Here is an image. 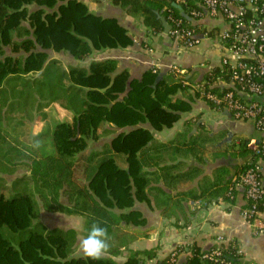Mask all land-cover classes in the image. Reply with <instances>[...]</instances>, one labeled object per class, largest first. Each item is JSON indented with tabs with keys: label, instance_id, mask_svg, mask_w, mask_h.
<instances>
[{
	"label": "trees",
	"instance_id": "1",
	"mask_svg": "<svg viewBox=\"0 0 264 264\" xmlns=\"http://www.w3.org/2000/svg\"><path fill=\"white\" fill-rule=\"evenodd\" d=\"M109 2L129 16L141 19L150 33L163 31L157 18L161 15L170 30L193 29L208 34L199 24H193L202 14H191L202 11L200 0ZM177 20L179 25L175 23ZM168 34L175 39V35ZM131 44L127 30L115 18L90 12L81 0H0V182L4 181L0 185V264H117L106 255L117 256L120 246L127 244L123 239L127 233L122 227L145 224V218L133 206L137 202L149 203L147 186L153 176L146 167L157 164L149 153L170 149L168 145L155 143L152 131L171 127L182 112L190 109L193 98L183 86L186 74L167 72L159 77L157 71L147 69L139 78H131L126 69L117 68L114 59L91 60L87 66L69 67L65 71L57 60L48 59L49 51H53L83 61L95 51ZM229 75L226 65L211 67L203 74L198 83L201 89L194 95L210 107L222 109V105L206 99L205 94L222 95L233 89L234 86L217 85L218 81L229 83ZM22 94L33 99L27 102L30 109L24 113L29 117L19 120L12 130L32 121L51 101L72 112L70 122L54 125L47 144L36 142L43 140L47 132L32 134L29 138L32 143L24 152L6 129L7 106L13 97ZM251 100L262 103L264 97L254 96ZM103 123L121 130L109 139L106 150H92L86 157L83 151L89 140L97 138ZM217 137L226 139L225 145L232 150L229 153L243 160L231 173L227 167L215 169L217 181L210 184L217 185L214 196L220 194L222 200L233 202L240 176L249 169L255 170L258 159L264 160V143L256 142L259 149L256 153L248 138L228 132H220ZM197 139L207 142L214 136L200 133L171 149L179 151V146H183L185 153L192 154ZM48 146L54 151H45ZM94 156L99 158L89 166ZM21 163L26 164L28 174L7 184L2 175L12 173ZM170 167L164 165L161 169L168 171ZM6 187L11 188L9 195ZM245 201L242 209L255 206L257 212L264 211V194ZM41 208L82 217L83 237L93 224L103 227L106 255L95 260L83 252L74 255L76 232L46 228L39 220ZM255 219L256 215L246 218L249 223ZM3 229L11 236L6 237ZM182 248H175V261L171 264H177L176 255ZM188 248L190 255L181 264H220L203 259L201 255L206 250L199 252L195 245ZM155 250L128 248L120 264H148ZM240 258L241 253L229 242L219 259L239 264ZM167 259L156 260L155 264H167Z\"/></svg>",
	"mask_w": 264,
	"mask_h": 264
},
{
	"label": "crops",
	"instance_id": "2",
	"mask_svg": "<svg viewBox=\"0 0 264 264\" xmlns=\"http://www.w3.org/2000/svg\"><path fill=\"white\" fill-rule=\"evenodd\" d=\"M81 1L94 3L93 8L96 11L92 13L115 18L127 30L132 44L125 48L95 51L83 61L75 60L65 52L54 53H64L69 56V67L87 66L91 60L114 59L117 68L126 69L131 78H139L147 69H155L159 77H162L167 72H171L169 71L171 65L176 64L184 71L183 74H186L184 76L186 84L183 86H186L193 100L190 102V109L182 112L171 127L152 131L154 142L168 145L171 149L200 133L214 136L213 140L207 142L197 139L196 150L192 154L185 153L183 146H179V151L169 149L168 153H149V156H153L157 162L156 165L146 167L147 172L153 176L147 186L149 203L137 202L133 206L141 212L145 224L122 227L127 233V236L123 237L128 241L127 244L120 246V253L117 256L103 255L120 264L125 260L128 248L137 250L153 248L156 249L154 257L147 262L155 264L156 260H163L177 246H182V251L176 255L177 264H181L190 255L188 247L191 245H195L198 251L202 252L217 246L224 248L232 242L241 253L239 264H264V211L257 212L254 222L249 223L241 215V209L246 202L242 187H236L234 201L230 202L222 200L220 194L214 196L213 192L217 185L210 186L212 182L217 181L215 169L223 166L229 168L231 173L237 164L243 161L239 156L232 153L231 155L229 152L232 150L224 143L226 139H219L217 135L220 132H228L248 138L250 141L264 143V131L257 130L251 121L234 119L224 108L210 107L203 99L194 95L203 74L211 67L219 66L223 46L217 35L227 29L225 21L220 17L212 18L203 12L199 20L193 24H199L208 34L200 33L198 44L183 49L168 33L148 32L141 19L129 16L121 8L112 5L109 0ZM48 59L56 58L48 57ZM217 85L231 86L230 82L221 81H218ZM52 104H56L61 109L64 115L61 122L71 121V111L59 103ZM53 105L49 104L44 109L47 110ZM188 120L190 121L184 123ZM109 125L105 123L104 126ZM115 130L118 132L121 129ZM256 163L264 181V160L258 159ZM164 165L171 167L168 171L162 170ZM54 214L66 221L74 219V226L68 229L76 232L75 244L79 242L80 246V240L83 238L81 234L83 218L62 212H46L49 216ZM113 243L117 241L113 240ZM82 252L75 249L73 254L79 255Z\"/></svg>",
	"mask_w": 264,
	"mask_h": 264
},
{
	"label": "built area",
	"instance_id": "3",
	"mask_svg": "<svg viewBox=\"0 0 264 264\" xmlns=\"http://www.w3.org/2000/svg\"><path fill=\"white\" fill-rule=\"evenodd\" d=\"M200 1L202 11H193V16L206 12L212 18H222L227 24V29L217 35L223 46L219 66L228 67L230 85L234 86L222 95L206 92L205 98L222 105L234 119L251 121L257 130L264 131V102L251 100L254 96L264 97V0ZM179 22L175 21L177 25ZM169 33L175 35V40L183 49L195 46L201 37L193 29L181 32L169 30ZM169 71L176 75L184 73L176 64L171 65ZM196 89H201L199 84ZM250 147L256 153L259 152L256 141L251 140ZM257 172L258 166L255 170H247L236 183V187L243 188L245 200H256L264 194V182ZM256 214L255 206L252 209H241V215L245 219ZM222 249L219 246L211 248L202 253L201 257L214 263L230 264L219 259ZM174 256L175 252L172 250L165 257L168 258L166 263H173Z\"/></svg>",
	"mask_w": 264,
	"mask_h": 264
},
{
	"label": "rangeland",
	"instance_id": "4",
	"mask_svg": "<svg viewBox=\"0 0 264 264\" xmlns=\"http://www.w3.org/2000/svg\"><path fill=\"white\" fill-rule=\"evenodd\" d=\"M87 3V8L89 11L95 13V9L93 8V2H85ZM48 57H55L58 59V63L60 66H62L65 70L69 68L68 60L69 56H67L64 53H54L52 51H49ZM55 59V60H56ZM54 67H51L53 69ZM36 87V85L34 86ZM33 87V88H34ZM49 98V97H48ZM13 102L7 106V112H6V122L8 124L7 134L10 136V138L15 139L17 143L19 144V147L24 152L26 150V146L31 145L32 143L29 138L32 137V134H40L47 132V136H44L43 140H37V144H41L42 142H45L46 144L50 141V135L52 132V129L56 123L61 122L62 119H64V115L61 113V109L55 104L53 105L54 101H51V105L53 107H49L47 110L43 109L38 113V115L35 116V118L32 121H26L24 124L15 126V129L12 130L13 125H18V121L25 119L29 115H25L26 109H30V104L27 105V102H30L31 99L27 95L22 94L21 96H15L12 98ZM47 99L45 98L44 101ZM25 105V106H22ZM3 113V112H2ZM22 122V121H21ZM105 123L101 124L100 128L98 129L97 138L95 140H89L87 143V147L85 151H83V154H86V157L89 156V152L92 150H106L108 148L109 139L116 134V130L112 128L113 126H104ZM112 128V129H111ZM34 143V142H33ZM44 143V144H45ZM45 151H54L53 147H44ZM165 152V151H164ZM168 153V152H167ZM0 155H2V149L0 148ZM81 154L79 153L78 156ZM100 156V155H99ZM92 157L89 166L94 165L96 160L99 158ZM10 157V156H9ZM0 160H2L0 158ZM2 161H0L1 165ZM7 169L9 166H6ZM10 168V167H9ZM27 166L24 163H21L17 167L14 168V171L10 174H3V178L5 179V182L9 184L14 178L18 176H22L24 174H27ZM3 182H0V185L3 184ZM7 189L6 194L9 195L11 193V188L6 187ZM41 216L39 218L40 222L44 224L46 228H61V229H68L72 228L74 226V219H71V221H66L58 217V215L54 214L52 216L46 215V211L43 210V208L40 209ZM48 213V212H47ZM57 213V212H56ZM2 233L9 237V232L5 229L2 230ZM82 234V233H81ZM80 240V239H79ZM75 246L72 248V251L74 253V250L80 249L79 242L74 244Z\"/></svg>",
	"mask_w": 264,
	"mask_h": 264
},
{
	"label": "clouds",
	"instance_id": "5",
	"mask_svg": "<svg viewBox=\"0 0 264 264\" xmlns=\"http://www.w3.org/2000/svg\"><path fill=\"white\" fill-rule=\"evenodd\" d=\"M80 249L87 257L99 259L107 249L105 229L93 224L87 235L80 240Z\"/></svg>",
	"mask_w": 264,
	"mask_h": 264
},
{
	"label": "water",
	"instance_id": "6",
	"mask_svg": "<svg viewBox=\"0 0 264 264\" xmlns=\"http://www.w3.org/2000/svg\"><path fill=\"white\" fill-rule=\"evenodd\" d=\"M157 18L160 20L163 27V32L167 34L170 30V25L166 22L165 18L161 15H157Z\"/></svg>",
	"mask_w": 264,
	"mask_h": 264
}]
</instances>
